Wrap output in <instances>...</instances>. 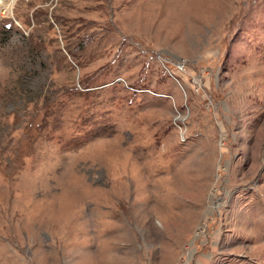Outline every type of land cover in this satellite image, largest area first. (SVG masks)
<instances>
[{
    "label": "rangeland",
    "instance_id": "1",
    "mask_svg": "<svg viewBox=\"0 0 264 264\" xmlns=\"http://www.w3.org/2000/svg\"><path fill=\"white\" fill-rule=\"evenodd\" d=\"M0 264H264V0L0 10Z\"/></svg>",
    "mask_w": 264,
    "mask_h": 264
},
{
    "label": "built area",
    "instance_id": "2",
    "mask_svg": "<svg viewBox=\"0 0 264 264\" xmlns=\"http://www.w3.org/2000/svg\"><path fill=\"white\" fill-rule=\"evenodd\" d=\"M14 1L15 0H9V2H7V0H0V10L2 11V13L7 7H9V4L10 6L13 5ZM5 3L8 4L6 7H5ZM181 64H183V62H181Z\"/></svg>",
    "mask_w": 264,
    "mask_h": 264
}]
</instances>
